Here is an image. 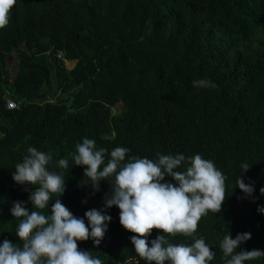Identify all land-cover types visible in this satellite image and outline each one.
<instances>
[{"label": "trees", "instance_id": "16d2710c", "mask_svg": "<svg viewBox=\"0 0 264 264\" xmlns=\"http://www.w3.org/2000/svg\"><path fill=\"white\" fill-rule=\"evenodd\" d=\"M200 79L216 87H194ZM7 101L15 106L6 108ZM85 137L109 152L130 149L126 159L155 161L159 153L211 160L226 177L222 211L203 216L193 237L166 239L191 245L204 238L215 252L209 264H225L227 232L251 234L237 251H264V213L257 210L264 207V0H16L0 29V243H21L13 201L36 210L29 200L36 186L12 179L30 146L52 153L49 171L66 178L58 198L76 217L87 225L85 211L103 208L112 180L94 192L85 166L69 155ZM61 158L68 170L55 166ZM244 163L251 166L241 173ZM240 175L255 200L236 187ZM52 203L41 211L51 214ZM106 212L112 219L101 243L78 241L79 249L103 264H147L118 207ZM160 234L153 229L149 241ZM244 264H264V257Z\"/></svg>", "mask_w": 264, "mask_h": 264}, {"label": "clouds", "instance_id": "9594fccd", "mask_svg": "<svg viewBox=\"0 0 264 264\" xmlns=\"http://www.w3.org/2000/svg\"><path fill=\"white\" fill-rule=\"evenodd\" d=\"M15 4L16 0H0V29L9 25ZM193 86L216 87L206 79L194 80ZM75 149L69 155L74 165L85 166L83 175L94 192L100 191V181L112 180L103 208L85 211L87 225L84 218L76 217L58 198L66 189V178L63 173L49 171L52 153L28 147L23 161L14 166L12 179L20 185L36 186L29 194L36 210L30 212L24 201L12 202L10 212L19 219L16 235L21 243L4 239L0 243V264H103L92 251L79 249L77 242L91 239L94 245L101 243L112 219L106 209L112 206L118 207L119 223L133 233L131 244L147 264H209L214 259L215 252L202 237L195 238L191 245L172 244L166 239V235L178 234L193 237L203 216L209 211H222L226 177L211 160L200 154L186 158L183 154L159 153L155 161L136 156L126 159L130 149L118 146L109 152L97 148L96 141L87 137ZM182 163H187L186 170L177 171ZM55 166L68 170V159H59ZM250 166L242 164L241 173ZM165 177L175 183L167 182ZM236 187L245 198L255 191L241 175ZM259 191L264 195V187ZM53 199L51 214H44L41 210L48 209ZM257 210L264 213V207L258 206ZM153 229L163 234L149 241ZM250 238L248 232L237 233L235 238L229 232L224 235L220 248L225 264H244L264 257V251L255 248L237 251Z\"/></svg>", "mask_w": 264, "mask_h": 264}, {"label": "rangeland", "instance_id": "374dc122", "mask_svg": "<svg viewBox=\"0 0 264 264\" xmlns=\"http://www.w3.org/2000/svg\"><path fill=\"white\" fill-rule=\"evenodd\" d=\"M14 62H15V60H14L13 55L8 56V58L6 59V65L8 67V72L10 75H12V73H13V69H14L13 66L15 64ZM65 65L67 67H70L72 65V63L71 62H65ZM112 110L115 111V108H113Z\"/></svg>", "mask_w": 264, "mask_h": 264}, {"label": "built area", "instance_id": "2783aa9c", "mask_svg": "<svg viewBox=\"0 0 264 264\" xmlns=\"http://www.w3.org/2000/svg\"><path fill=\"white\" fill-rule=\"evenodd\" d=\"M5 105H6V108H12L15 106L13 101H7Z\"/></svg>", "mask_w": 264, "mask_h": 264}]
</instances>
